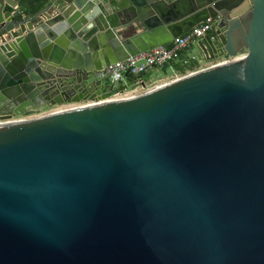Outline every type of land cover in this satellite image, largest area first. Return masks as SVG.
<instances>
[{"label":"water","instance_id":"95a60500","mask_svg":"<svg viewBox=\"0 0 264 264\" xmlns=\"http://www.w3.org/2000/svg\"><path fill=\"white\" fill-rule=\"evenodd\" d=\"M25 13L0 0V120L25 118L0 122V264H264V0ZM207 18L197 61L242 58L108 100L143 78L97 71Z\"/></svg>","mask_w":264,"mask_h":264},{"label":"built area","instance_id":"2783aa9c","mask_svg":"<svg viewBox=\"0 0 264 264\" xmlns=\"http://www.w3.org/2000/svg\"><path fill=\"white\" fill-rule=\"evenodd\" d=\"M215 21L211 18H207L205 21L199 23L195 27H193L187 33L173 39V41L164 46H158L152 49H149L144 52H140L136 55L130 56L128 59L124 61L115 62L106 66L105 68L97 71L96 74L99 78H103L109 83H115L118 85L119 83H124V73L128 72L132 77H139L147 72L160 68L165 64H169L170 62L176 61L180 57V53L189 48L191 45H195L198 40L203 38L208 34H212L214 31ZM243 55H237L236 57H222L219 59H215L211 61L206 67L214 66V65H221L231 62L234 59L242 58ZM190 61H197L196 55H190L183 63H188ZM205 68V67H204ZM202 68H197L194 71H197ZM193 72V71H192ZM176 78H179L178 75H174L172 78L168 79L172 81ZM144 79H136L134 81V87L129 88L121 94L115 95L111 97L110 100H119L128 97L135 96L137 94L142 93L145 89H151L157 86H160L162 82L156 84H147L145 81V89H143L139 83ZM167 83V82H166ZM94 104L92 101H85L79 103H69L62 107H55L51 109L49 112L63 110V109H76L80 107H85L88 105ZM45 113V112H44ZM43 114V113H42ZM41 115V114H40ZM23 117H10L9 119L0 120L1 123L3 122H11V121H18L24 120Z\"/></svg>","mask_w":264,"mask_h":264},{"label":"trees","instance_id":"16d2710c","mask_svg":"<svg viewBox=\"0 0 264 264\" xmlns=\"http://www.w3.org/2000/svg\"><path fill=\"white\" fill-rule=\"evenodd\" d=\"M44 2L45 0H20V7L24 9V12L31 13L38 10L44 4ZM189 48L183 50L180 53V57L178 60L170 62L169 64H165L161 66L160 69H162V71H172L178 74H185L186 71L196 70L198 68L196 66L197 61H190L186 64L183 63L184 60H186L190 56L186 53L187 51H189ZM145 75L146 74L142 75L144 81H145Z\"/></svg>","mask_w":264,"mask_h":264},{"label":"crops","instance_id":"0c3cea01","mask_svg":"<svg viewBox=\"0 0 264 264\" xmlns=\"http://www.w3.org/2000/svg\"><path fill=\"white\" fill-rule=\"evenodd\" d=\"M14 1L17 3V8H19V9H21L23 11L24 9L22 7H20V0H14ZM5 9H8V7H6ZM11 11H13V9H11ZM25 14H27V12ZM186 53L188 55H196L195 45H192L189 48V51H187ZM196 66L198 68H204L207 65L206 64L200 65L198 63V61H197ZM174 75H178V73L172 72V71H162V69L156 68V69H153V70H151V71H149V72L146 73V75H145V82L148 85L149 84H152L153 85V84L159 83V82H161L163 80H167L169 78H172Z\"/></svg>","mask_w":264,"mask_h":264},{"label":"rangeland","instance_id":"374dc122","mask_svg":"<svg viewBox=\"0 0 264 264\" xmlns=\"http://www.w3.org/2000/svg\"><path fill=\"white\" fill-rule=\"evenodd\" d=\"M247 8V5L245 4V5H243L242 6V8L240 9V11H242V10H245ZM200 65H203V64H206V65H208V64H210L211 62H207V61H205V62H198ZM190 72H192V71H186L185 72V74H178V77H181V76H184V75H186V74H188V73H190ZM162 83H166V82H168V79L167 80H163V81H161Z\"/></svg>","mask_w":264,"mask_h":264}]
</instances>
